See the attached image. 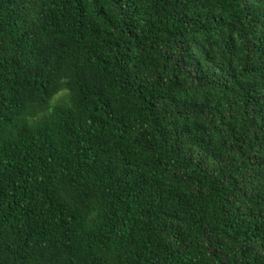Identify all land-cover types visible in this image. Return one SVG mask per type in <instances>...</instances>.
<instances>
[{
	"label": "trees",
	"instance_id": "trees-1",
	"mask_svg": "<svg viewBox=\"0 0 264 264\" xmlns=\"http://www.w3.org/2000/svg\"><path fill=\"white\" fill-rule=\"evenodd\" d=\"M0 264H264V0H0Z\"/></svg>",
	"mask_w": 264,
	"mask_h": 264
}]
</instances>
